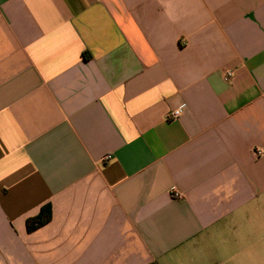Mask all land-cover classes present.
<instances>
[{
  "label": "crops",
  "instance_id": "obj_1",
  "mask_svg": "<svg viewBox=\"0 0 264 264\" xmlns=\"http://www.w3.org/2000/svg\"><path fill=\"white\" fill-rule=\"evenodd\" d=\"M259 149L264 0H0V264H264Z\"/></svg>",
  "mask_w": 264,
  "mask_h": 264
},
{
  "label": "trees",
  "instance_id": "obj_2",
  "mask_svg": "<svg viewBox=\"0 0 264 264\" xmlns=\"http://www.w3.org/2000/svg\"><path fill=\"white\" fill-rule=\"evenodd\" d=\"M50 205H43L37 215L26 219V229L28 232L36 229L37 227L47 223L50 220ZM148 264H157L156 262H151Z\"/></svg>",
  "mask_w": 264,
  "mask_h": 264
},
{
  "label": "built area",
  "instance_id": "obj_3",
  "mask_svg": "<svg viewBox=\"0 0 264 264\" xmlns=\"http://www.w3.org/2000/svg\"><path fill=\"white\" fill-rule=\"evenodd\" d=\"M231 76V72L230 71H225V77H230ZM182 112V108H177V109H174V110H171L168 112V115H167V118L172 120V119H177L179 117V115L181 114ZM264 152L263 149H259V150H256L254 153L256 156L262 154ZM109 159L110 158V155H106L105 156V159Z\"/></svg>",
  "mask_w": 264,
  "mask_h": 264
}]
</instances>
